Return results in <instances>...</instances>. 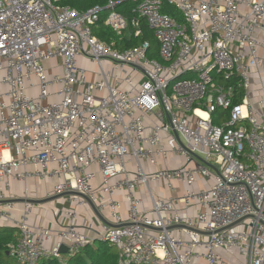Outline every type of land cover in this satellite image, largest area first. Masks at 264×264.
Listing matches in <instances>:
<instances>
[{"label": "built area", "instance_id": "1", "mask_svg": "<svg viewBox=\"0 0 264 264\" xmlns=\"http://www.w3.org/2000/svg\"><path fill=\"white\" fill-rule=\"evenodd\" d=\"M60 1L0 0V223L17 229L10 255L64 262L62 245L70 256L97 238L118 264H264V0H131L130 20L117 0L83 12ZM103 8L118 35L128 25L139 35L144 20L161 61L147 57V41L117 49L94 36ZM218 109L227 117L215 124ZM30 180H54L46 197L92 203L102 218L78 225L73 207L58 229L31 225L34 198L11 184Z\"/></svg>", "mask_w": 264, "mask_h": 264}, {"label": "trees", "instance_id": "2", "mask_svg": "<svg viewBox=\"0 0 264 264\" xmlns=\"http://www.w3.org/2000/svg\"><path fill=\"white\" fill-rule=\"evenodd\" d=\"M108 0H61L60 4L69 6L78 12L86 11L93 6L104 7ZM115 10L130 20L135 14L132 12L135 3L131 0H117ZM109 12L108 8H103L98 14V20L92 26V33L98 39L111 43L117 49H125L139 45L143 41L149 43L147 57L161 61L157 49L158 42L153 32L148 28L144 20L140 21V34L134 35V29L128 25L127 29L120 35L112 31L104 21ZM162 12L175 17L178 21H183L182 16L177 8L167 3H163ZM238 101V99H235ZM227 110L218 109L212 113V121L217 124L221 119H226ZM17 229L14 226H7L0 223V264H20L13 256L10 255L8 244L16 240ZM39 264H118V254L115 248L107 241L94 239L90 244L81 247L76 253L68 256L64 262H60L55 257L45 258Z\"/></svg>", "mask_w": 264, "mask_h": 264}, {"label": "crops", "instance_id": "3", "mask_svg": "<svg viewBox=\"0 0 264 264\" xmlns=\"http://www.w3.org/2000/svg\"><path fill=\"white\" fill-rule=\"evenodd\" d=\"M55 60H56V62L54 64H57L58 60L57 59H55ZM79 61H81V64H87L83 60H79ZM50 62H51V60L47 61L45 65L47 67L53 66L54 64L51 65ZM53 71L60 72V69H54ZM54 182H55L54 180H52V181L51 180H45V181L30 180L25 185L14 182V185H12V192L14 194H21L22 187H27L28 192H29L31 197H33L34 199L43 200V199L47 198L46 194H48L51 191ZM175 184H177V187H178L177 193L180 194L182 192L183 186L179 183H175ZM151 186L157 193H160L164 196L169 195V193L166 191V189L163 188L162 182L152 183ZM199 186H201V185H199ZM197 187H198V185H196V188ZM138 195L142 196L143 206L145 208H149L150 201H149L148 197L144 193H138ZM34 204L35 205L33 207L32 213L29 217V222L33 226L42 225L45 227H49L51 229H58L66 223V219H65V216L63 214L64 211L67 209H71L73 207L76 210L75 223L78 225H81L85 218L93 220L94 219L93 214L96 215L92 206H90V208H88V209L84 208V207L75 206L74 203H71L70 201L62 199L60 197L46 201V202H42V203L38 202V203H34ZM19 206L21 207L20 204H18V208H19ZM106 213L107 212L104 211L102 214L104 216H106L107 215ZM94 226H96L95 222H94ZM80 230L83 231V229H80ZM54 244H55L54 238H51L45 242V246L47 248H51ZM67 257H68L67 254H62V259L64 261Z\"/></svg>", "mask_w": 264, "mask_h": 264}, {"label": "water", "instance_id": "4", "mask_svg": "<svg viewBox=\"0 0 264 264\" xmlns=\"http://www.w3.org/2000/svg\"><path fill=\"white\" fill-rule=\"evenodd\" d=\"M60 196H63V195H54V196H50V197H47L46 199H43V200H40V199H28L29 202H32V203H42V202H46V201H49V200H52V199H55V198H58ZM24 199H15V201L17 202H21L23 201ZM94 212L96 213V215L101 218L100 214L98 213V211L95 209V207L93 206L92 203H90ZM60 252L62 254H67V248L65 246H61V249H60Z\"/></svg>", "mask_w": 264, "mask_h": 264}, {"label": "rangeland", "instance_id": "5", "mask_svg": "<svg viewBox=\"0 0 264 264\" xmlns=\"http://www.w3.org/2000/svg\"><path fill=\"white\" fill-rule=\"evenodd\" d=\"M58 61H60V60L58 59ZM55 62H56V60L53 59V60H51L50 63H51V65H53ZM89 68L92 69V65H89ZM94 69H95V71H96V70H97V67L94 68ZM87 76H88V75H87ZM184 77H187V75H184L183 78H184ZM11 184L14 185V182H12ZM93 223H94V221H93Z\"/></svg>", "mask_w": 264, "mask_h": 264}]
</instances>
